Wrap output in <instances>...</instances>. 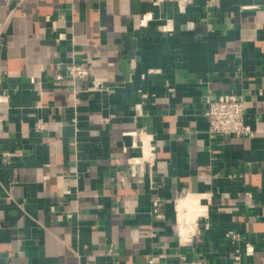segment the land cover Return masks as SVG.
I'll return each instance as SVG.
<instances>
[{"label":"crops","instance_id":"0c3cea01","mask_svg":"<svg viewBox=\"0 0 264 264\" xmlns=\"http://www.w3.org/2000/svg\"><path fill=\"white\" fill-rule=\"evenodd\" d=\"M209 2L0 0V264H264V0ZM223 94L253 137L209 136Z\"/></svg>","mask_w":264,"mask_h":264},{"label":"built area","instance_id":"2783aa9c","mask_svg":"<svg viewBox=\"0 0 264 264\" xmlns=\"http://www.w3.org/2000/svg\"><path fill=\"white\" fill-rule=\"evenodd\" d=\"M190 1V0H185ZM214 0H210L212 3ZM264 26V24H262ZM67 77L72 80H86L91 74V65L89 63H68L64 64ZM61 75H56V79H61ZM206 109L205 116L208 121V134L210 137L214 138L217 135L225 136H239L245 138H251L254 136L255 132L252 128L245 123L244 113L245 107L243 102L234 94H223L217 98H207L206 99ZM1 121V118H0ZM38 128H43L41 124H37ZM134 158H131L128 164L131 166L135 164ZM262 209H264V203H262ZM152 212L156 218H161L162 214L158 211V201L153 200L152 202ZM199 217L207 218V210L199 214L196 217L194 224L190 227L182 225L178 220V215L176 213V230L179 245H185L191 241L195 229L197 228V220ZM232 240H236L239 236L232 231L227 234ZM246 253H251L250 248H247ZM181 264H203L197 260H188L184 256H179ZM235 259L239 261V257L236 256ZM145 264H163L162 258L159 255H151L147 259Z\"/></svg>","mask_w":264,"mask_h":264},{"label":"bare ground","instance_id":"6f19581e","mask_svg":"<svg viewBox=\"0 0 264 264\" xmlns=\"http://www.w3.org/2000/svg\"><path fill=\"white\" fill-rule=\"evenodd\" d=\"M151 147H150V144H149V137H148V135H143V137H142V152H143V156L142 157H140V158H136V160H135V169H137L138 167H141V164L144 162V161H149L151 158H152V155L150 154L151 153ZM183 200V199H182ZM193 200V199H192ZM189 205H191L190 203H189ZM198 205H200L199 207H202L200 210H198V212H197V214L195 213V216H194V218H190L189 217V213L187 212V211H185V212H180V213H182V215L180 216V218H181V220L179 219V215H178V212H177V215H178V220L180 221V223L182 224V225H185L186 224V226H188V227H190V226H192L193 224H194V222H195V220H196V217L199 215V214H201V213H203L205 210H206V208H205V206L202 204V203H200V201H199V197H198ZM193 209H195V208H193ZM177 211V210H176ZM191 211V210H190ZM188 213V214H187ZM193 214V213H192ZM188 219V220H187Z\"/></svg>","mask_w":264,"mask_h":264}]
</instances>
